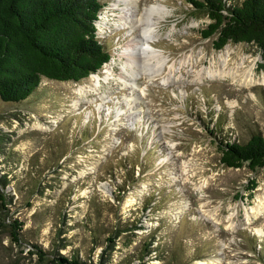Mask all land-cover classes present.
<instances>
[{"label": "rangeland", "instance_id": "1", "mask_svg": "<svg viewBox=\"0 0 264 264\" xmlns=\"http://www.w3.org/2000/svg\"><path fill=\"white\" fill-rule=\"evenodd\" d=\"M100 1L97 36L110 57L96 73L108 80L80 93L94 84L91 72L42 76L26 98H0V264H47L55 254L103 264H264V166L225 165L218 147L225 137L264 134L260 49L246 41L215 48L214 34L200 32L205 10L156 0L169 11L154 44L168 64L185 62L175 82L162 81L168 68L153 79L141 73L132 93L117 79L131 36L115 25V0ZM222 51L227 70L252 67L255 82L210 77Z\"/></svg>", "mask_w": 264, "mask_h": 264}, {"label": "trees", "instance_id": "2", "mask_svg": "<svg viewBox=\"0 0 264 264\" xmlns=\"http://www.w3.org/2000/svg\"><path fill=\"white\" fill-rule=\"evenodd\" d=\"M190 1L210 18L200 32L202 36L214 34L215 48L227 41L252 42L260 49L259 65L264 66V0ZM102 6L100 0H0V98H26L42 76L78 80L97 72L110 57L95 24ZM218 142L223 164L239 166L245 162L251 169L264 166L261 132H252L244 141L225 137ZM0 182L3 186L7 180ZM20 225V220L13 219L11 235L15 240ZM37 249L42 256L43 250ZM47 264L103 262L86 261L76 254H55Z\"/></svg>", "mask_w": 264, "mask_h": 264}, {"label": "bare ground", "instance_id": "3", "mask_svg": "<svg viewBox=\"0 0 264 264\" xmlns=\"http://www.w3.org/2000/svg\"><path fill=\"white\" fill-rule=\"evenodd\" d=\"M140 4L143 6H140ZM113 8L118 9V12L113 13L115 15L116 27L123 28L126 34L131 36L119 54V59H121L120 72L117 77L118 81L133 93L138 88L137 78L141 73L153 79L157 75H162L166 68H168V72L163 76L162 81L168 83L171 79L172 82H175L179 76H175L174 70L175 68L180 69L185 60H181L178 66L176 62L168 64V56L164 54L163 50L157 48L153 41L155 36L153 32L156 31L160 18L169 11L167 4L156 0H115L112 4V10H114ZM223 53V51L220 53L221 67L219 69L215 67L207 69L210 77L225 76L224 74H227L232 80L235 79L242 85H250L255 82V78L252 75V67L244 69L238 63L235 69L229 68L227 70L225 67L228 57ZM114 60L115 58H113ZM147 70L149 72H146ZM104 71L108 73V70ZM203 73L199 70L196 71L199 79L205 76ZM90 79L94 84L90 85L87 89L85 86H80L78 89L80 93H87L88 90L94 91L101 80H108L109 76L105 75L102 78L99 73L95 72L91 74ZM262 82L264 83V77ZM230 226L233 227L232 222Z\"/></svg>", "mask_w": 264, "mask_h": 264}]
</instances>
